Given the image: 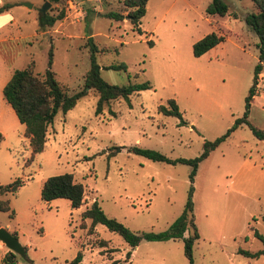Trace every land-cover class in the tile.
Here are the masks:
<instances>
[{
    "label": "rangeland",
    "instance_id": "rangeland-1",
    "mask_svg": "<svg viewBox=\"0 0 264 264\" xmlns=\"http://www.w3.org/2000/svg\"><path fill=\"white\" fill-rule=\"evenodd\" d=\"M210 1L148 0L141 18V28L147 30L138 33L127 16L115 21L103 15L108 10L125 12L121 0H74L76 8L65 0L64 17L45 28L39 27L38 16L49 0H0V5L12 3L0 13L7 22L0 27V127L6 131L0 143V186L23 181L14 193L0 192V200L7 199L13 212L0 210V227L25 249L23 256L15 254V264H65L79 251L81 264L112 259L123 264H188L183 238L142 240L131 248L102 224L90 234V220L81 213L96 200L108 217L136 233L161 232L183 211L191 186L199 233L192 248L194 264H264V254L250 258L239 252L264 249L255 234L264 238V140L245 123L198 163L192 183L190 165L128 151L137 146L172 159L194 158L205 140L223 135L243 116L259 54V37L244 17L256 8L251 0H226L225 16L206 17ZM57 6L62 5L50 2L46 11L56 13ZM212 31L224 40L193 56V43ZM90 39L101 49L96 61L105 81L124 85L147 80L151 88L132 94L129 102L110 100L98 115V94L86 89L72 109L55 115L43 150L32 156L24 125L3 99L1 87L31 60L34 71L44 74L51 50L50 68L59 83L69 93L83 89ZM120 62L126 71L105 68ZM262 64L247 118L264 130ZM171 98L185 124L158 111ZM63 173H71L84 187V203L78 208L66 198L41 199L43 182ZM97 238L108 241L106 252L91 245ZM8 250L2 243L0 264Z\"/></svg>",
    "mask_w": 264,
    "mask_h": 264
},
{
    "label": "trees",
    "instance_id": "trees-1",
    "mask_svg": "<svg viewBox=\"0 0 264 264\" xmlns=\"http://www.w3.org/2000/svg\"><path fill=\"white\" fill-rule=\"evenodd\" d=\"M64 1L65 0H49L51 3L61 4L62 6L55 8L56 13L48 14L40 13L38 16V25L41 28L51 27L56 21L61 20L64 15ZM106 2V0H103ZM255 12L247 13L244 21L259 37L258 48V63L254 67V74L252 85L249 88L248 95L245 98V111L242 117L237 118L234 124L221 136L213 140H205L203 143L202 152L194 158H169L164 154L151 150L140 148L137 146L128 147V151L141 155L153 161H162L166 163H185L191 166L189 172L190 182L194 180L198 163L205 159L209 153L214 150L222 141H224L229 134L239 125L245 123L253 135L260 140H264V130L258 128L251 123L247 116L250 108L251 101L255 94V87L258 83L259 74L262 71V62L264 61V0H251ZM125 12L115 10H108L103 15L109 19L120 21L128 17V21L133 28L142 33L140 29L141 18L146 13V5L148 0H121ZM12 3L0 5V13L9 9ZM229 11V5L226 0H211L206 8L205 15L208 16H225ZM224 40V36L218 32L212 31L205 34L202 38L197 40L192 45V54L199 57L212 47L216 46ZM90 51L89 68L84 76L83 89L74 93H69L55 78L54 72L51 70V57L52 51L49 52L48 67L44 74L40 75L34 71V61L31 60L29 64L23 69H16L13 71L11 77L4 84L2 88V96L4 100L10 105L17 119L24 125V136L29 140L32 156L41 152L46 143V136L50 126H52L55 115L58 112L65 114L72 109L77 100L80 99L85 93L86 89H94L98 94V99L95 107V114L98 115L102 112L104 105L112 99L124 98L129 102V98L134 93H139L142 90L151 88L149 81L127 83L124 85L110 84L105 81L100 74V66L96 61V53L100 50L91 39L88 40ZM106 51V50H105ZM109 51V50H108ZM107 51V52H108ZM108 69H121L126 71L127 66L125 63L110 64L105 66ZM158 111L164 115L174 116L179 119V124H185L182 112L176 101L171 98L166 101V104H160ZM1 139V135H0ZM21 179H16L11 183L0 186V192L10 191L16 192L18 187L22 185ZM193 187L191 186L188 192L187 201L183 211L175 218L167 229L161 232H143L136 233L126 227L120 221L108 217L99 206L98 202L94 200L82 213V218L90 220L88 232L93 233L96 224L104 225L108 230L119 234L124 241L131 247L135 248L142 240L147 241H166L170 239L183 238L184 241V254L187 258L188 264H194L192 256V248L194 242L199 238V233L194 222L193 215V202H192ZM56 198H66L69 200L72 208H78L84 203V187L80 182H77L71 173H63L48 177L41 187V199L44 201H51ZM0 210L13 212L10 210L9 201L0 200ZM186 230H191L187 237H184ZM255 234L263 241L264 238L255 232ZM107 240L97 238L93 244L101 251L105 250ZM239 252L246 257L255 258L264 254V249L254 252L240 249ZM130 251L126 253V260L130 258ZM82 252L79 251L74 258L67 261L65 264H81ZM3 264H15L16 255L14 252L8 250L3 256ZM106 264H123L117 259H112Z\"/></svg>",
    "mask_w": 264,
    "mask_h": 264
},
{
    "label": "water",
    "instance_id": "water-1",
    "mask_svg": "<svg viewBox=\"0 0 264 264\" xmlns=\"http://www.w3.org/2000/svg\"><path fill=\"white\" fill-rule=\"evenodd\" d=\"M26 6L31 4L25 3ZM50 6V2H45L41 7V13H45ZM0 241L12 252L19 256H23L25 253L24 247L20 244L16 236L8 232L5 228L0 227Z\"/></svg>",
    "mask_w": 264,
    "mask_h": 264
},
{
    "label": "crops",
    "instance_id": "crops-1",
    "mask_svg": "<svg viewBox=\"0 0 264 264\" xmlns=\"http://www.w3.org/2000/svg\"><path fill=\"white\" fill-rule=\"evenodd\" d=\"M147 6V5H146ZM162 19V17H160V19L158 20V22L160 21ZM4 20V18H3V15H0V27H2V26H4L5 24H7V22L5 21V22H2ZM64 21H65V19H63V21L61 22L62 24L64 23ZM10 22H12V21H10ZM158 25V23H156V26ZM155 26V27H156ZM140 29H141V31L142 32H145L147 29H142L141 28V23H140ZM155 27H153V29L152 30H154L155 29ZM55 30V29H54ZM19 36L21 37L22 35H20L19 34ZM7 82V81H6ZM5 84V83H4ZM3 86L4 85H2V87H1V93H2V88H3ZM3 97V96H2ZM4 99V98H3ZM3 112H5L7 115H8V117H9V121H10V125H12V124H14L15 122V120H14V118H13V116L10 114V112H9V110H7V109H5V108H3V111H2V113ZM0 115H1V113H0ZM14 120V121H13ZM7 126V125H6ZM5 129H4V127H0V135H1V139H0V143H1V141L5 138V136H6V131H4ZM0 246H2V242L0 241Z\"/></svg>",
    "mask_w": 264,
    "mask_h": 264
},
{
    "label": "built area",
    "instance_id": "built-area-1",
    "mask_svg": "<svg viewBox=\"0 0 264 264\" xmlns=\"http://www.w3.org/2000/svg\"><path fill=\"white\" fill-rule=\"evenodd\" d=\"M66 2H67V6L69 7V8H76V5H75V2H74V0H66ZM82 11V10H81ZM81 11H79V13H81Z\"/></svg>",
    "mask_w": 264,
    "mask_h": 264
}]
</instances>
